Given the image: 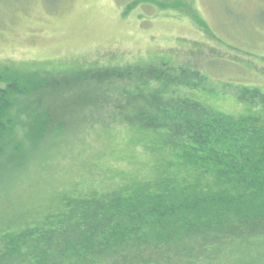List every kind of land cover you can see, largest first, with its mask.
<instances>
[{
	"label": "trees",
	"instance_id": "16d2710c",
	"mask_svg": "<svg viewBox=\"0 0 264 264\" xmlns=\"http://www.w3.org/2000/svg\"><path fill=\"white\" fill-rule=\"evenodd\" d=\"M140 3L156 2L128 9ZM172 60L124 70L140 74L115 89L121 69L0 62V264H264V99L232 85L239 110H222L201 86L208 73ZM67 97L80 110L104 105L95 137L122 130L124 147L74 155L94 121L55 118ZM137 151L146 160L132 169ZM108 152L117 165L99 171ZM63 158L82 178L35 200Z\"/></svg>",
	"mask_w": 264,
	"mask_h": 264
},
{
	"label": "rangeland",
	"instance_id": "374dc122",
	"mask_svg": "<svg viewBox=\"0 0 264 264\" xmlns=\"http://www.w3.org/2000/svg\"><path fill=\"white\" fill-rule=\"evenodd\" d=\"M131 1L0 0V62L46 69L108 68L123 72L142 69L164 58H173L172 63L193 60L203 73H208L201 86L216 93L208 103L222 110H239L231 96L235 94L232 85L239 84L250 89L238 96L264 99L254 89L264 91V0H154L169 6L159 9L156 3H140L128 9ZM132 71L115 75L113 88L133 82L127 78L140 73ZM88 79L87 83L96 85L99 75L88 72ZM56 106L62 112L55 118L86 116L85 124L94 121L89 129L82 125L85 141L70 149L74 155H83V150L101 154L102 150L124 147L122 130L112 129L110 139L95 137L101 122L97 119L111 114L104 105L97 111L80 110L71 100ZM74 155H68V160ZM111 157L109 152L97 156L98 162H94L101 167H97L99 171L117 165ZM145 160L137 151L132 169ZM81 162L87 166L89 161L81 157ZM55 163L58 165L41 180L35 200L46 193L49 184L54 187L62 181L82 178L72 173L73 164L67 158Z\"/></svg>",
	"mask_w": 264,
	"mask_h": 264
}]
</instances>
